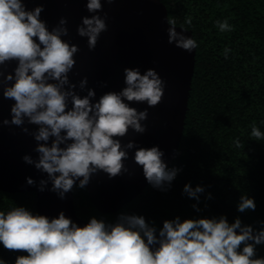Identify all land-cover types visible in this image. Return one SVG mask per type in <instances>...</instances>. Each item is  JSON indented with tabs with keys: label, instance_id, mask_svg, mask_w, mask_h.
Masks as SVG:
<instances>
[{
	"label": "clouds",
	"instance_id": "9594fccd",
	"mask_svg": "<svg viewBox=\"0 0 264 264\" xmlns=\"http://www.w3.org/2000/svg\"><path fill=\"white\" fill-rule=\"evenodd\" d=\"M86 8L93 15L82 17L77 34L87 38L92 51L107 31V14H95L103 9L101 0H87ZM42 11V4L28 10L23 0H0V66L17 62L13 73L0 70L3 98L14 100L11 120L4 119L2 124L20 127L37 142L33 149L37 158L24 155L22 159L47 174V179L39 181L38 191L54 192L64 200L74 187L85 188L94 174L103 172L110 180L121 176L129 171L124 162L134 148V162L142 167L146 181L166 190L165 185L170 187L181 169L169 168L158 146L121 142L129 129L138 134L147 130L142 123L148 118L147 108L138 111L128 102L157 106L165 81L152 68L143 74L138 67L125 68L126 86L119 92L108 91L96 100V91L87 88L84 77L79 89L87 94L81 96L69 79L80 49L62 39L69 35L67 20L62 17L49 31L40 19ZM166 20L169 44L189 53L197 48V42L183 34L187 29L181 26L183 31L178 32L176 21ZM185 23L191 25V18ZM216 23L221 32L233 30L227 20ZM229 51L225 49V58ZM25 123L36 125V130L29 131ZM251 137L259 141L264 133L253 124ZM235 144L241 147L239 140ZM26 183L36 186L31 177ZM204 191L199 185L183 188L197 202ZM211 198L209 193L207 199ZM192 207L200 211L197 204ZM255 208L254 198L240 196L238 212ZM0 243L6 250L27 253L17 256L15 264H264V258H254L256 246L264 244V227L256 230L239 217L229 223L224 215L184 220L177 216L164 220L159 229L154 221L135 214H120L115 223L93 216L79 226L64 211L50 218L16 206L7 213L0 211ZM0 264L6 262L0 259Z\"/></svg>",
	"mask_w": 264,
	"mask_h": 264
},
{
	"label": "trees",
	"instance_id": "16d2710c",
	"mask_svg": "<svg viewBox=\"0 0 264 264\" xmlns=\"http://www.w3.org/2000/svg\"><path fill=\"white\" fill-rule=\"evenodd\" d=\"M161 1L168 18L191 30L197 42L184 130L168 165L181 171L166 190L148 184L114 213H101L85 188L74 187L76 213L86 221L95 216L107 223L117 222L120 214L142 215L157 229L177 216L184 220L224 215L229 223L239 217L259 230L264 227V138L257 141L251 131L255 124L264 133V0ZM187 17L191 25L185 23ZM225 20L233 30H219L216 22ZM185 184L205 189L199 202L183 192ZM242 194L254 198V211L238 212ZM35 203V192L0 190V211L5 213L23 206L38 214ZM21 255L27 253L6 250L0 243V259L6 264H15ZM254 258H264V244L256 246Z\"/></svg>",
	"mask_w": 264,
	"mask_h": 264
},
{
	"label": "water",
	"instance_id": "95a60500",
	"mask_svg": "<svg viewBox=\"0 0 264 264\" xmlns=\"http://www.w3.org/2000/svg\"><path fill=\"white\" fill-rule=\"evenodd\" d=\"M23 2L28 10L43 5L40 19L46 22L49 31L62 17L66 18L69 35L62 39L80 49L74 56L76 64L69 73V79L77 85L76 92L81 96L87 94L86 90L79 89V81L84 77L88 78L87 88L96 91L98 100L104 93L119 92L126 86L125 68L138 67L142 74L149 68L155 69L166 84L162 101L155 107H149L146 102H128L138 111L147 108L148 118L142 122L146 124L147 130L138 134L129 129L121 142L126 144L133 140L137 146L144 148L158 146L165 153L162 159L169 165L178 153L184 130L196 49L189 53L177 48L174 43H168V11L165 4L161 0H114L111 4L101 0L103 9L95 14L101 17L107 14V31L101 33L96 48L90 51L87 38L77 34V26L82 23V17L93 15L87 11V0ZM175 26L178 32L183 31L181 26ZM183 34L193 38L189 29ZM16 65V61L7 62L6 66H0V70L5 74L13 73ZM105 82L106 87L102 86ZM13 103L14 100L3 98V85H0V190L9 193L35 192L38 214L51 218L64 211L67 217L79 226H84L88 221L77 215L73 191L67 193L64 200L59 199L54 192L38 191L39 181L47 179V174L22 159L24 155L37 158V153L33 151L37 142L20 127L2 124L4 119L11 120L10 108ZM24 126L29 131L37 128L27 123ZM135 150H129V158L124 162L129 170L127 173L110 180L105 173L99 172L92 176L85 187L90 201L101 213L116 212L149 184L142 167L134 162ZM27 177L36 181V186H29L26 183ZM48 188H51V183Z\"/></svg>",
	"mask_w": 264,
	"mask_h": 264
}]
</instances>
